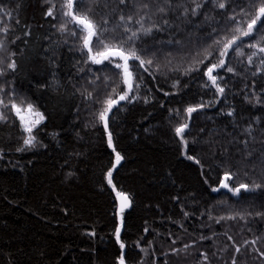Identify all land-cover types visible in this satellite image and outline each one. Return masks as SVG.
<instances>
[{
  "label": "trees",
  "instance_id": "obj_1",
  "mask_svg": "<svg viewBox=\"0 0 264 264\" xmlns=\"http://www.w3.org/2000/svg\"><path fill=\"white\" fill-rule=\"evenodd\" d=\"M62 2L0 0L4 9L0 27L9 29L0 32V39H5L0 97L5 103L9 99L25 106L31 103L44 115L33 130L35 146L17 151L28 134L14 111L0 109L8 117L0 121V264H118L121 254L126 264H232L233 257L236 264H264L253 250L264 251V215H256L264 213V187L242 190L238 196L223 188L212 191L228 170L237 173L229 182L232 186L264 185V159L257 151L245 160L241 143L249 138L244 129L251 124L256 142L249 149L264 150L259 143L264 140V74L252 75L264 54L247 64L252 37L243 38L244 56L230 52L226 58L235 74L217 70L225 93L205 87L206 66L219 58L213 40L226 33L230 38L229 29L235 25L227 17L244 5L232 3L220 10L206 4L203 12L214 18L207 23L203 14L189 17L190 24L170 14L172 27L142 36L137 48L146 49L147 55L155 52L161 69H139L140 87L133 93L137 98L116 106L105 129L97 119L102 101L109 94L118 98L126 86L120 83V69L109 63H86L81 42L57 30L66 19L59 10ZM103 3L96 7L84 0L76 7L86 11L91 6L97 21L106 16V27L116 29L107 34L111 40L123 35L117 27L119 9L109 11ZM108 3L110 9L116 8L118 0ZM52 4L57 8L47 16ZM120 8L125 15L134 11L131 4ZM210 45L212 57L197 65L198 70L185 73ZM12 60L16 68L8 70ZM254 94L261 104L249 103ZM201 103L205 107L189 119L185 109ZM185 122L187 147L174 131ZM116 152L123 159L109 184L107 174ZM117 192L130 201L123 212ZM229 216L237 218L220 219ZM257 237L256 245L244 244ZM235 246L241 247L239 253Z\"/></svg>",
  "mask_w": 264,
  "mask_h": 264
},
{
  "label": "snow or ice",
  "instance_id": "obj_2",
  "mask_svg": "<svg viewBox=\"0 0 264 264\" xmlns=\"http://www.w3.org/2000/svg\"><path fill=\"white\" fill-rule=\"evenodd\" d=\"M84 0H63L59 5V10L61 15L65 19V22L60 23L58 31L62 33H68L71 37L79 40L81 42V50L86 51L87 61L92 64H104L106 61L110 64H114V67L120 69V83L126 86L122 94L117 93L118 98H113L109 94L103 101L104 105L102 109L97 114V119L103 123L105 129L108 128V119L109 113L112 111L113 107L118 105L120 101L128 100L131 102L137 97L134 95V91L139 89L140 85L136 82L138 77L139 69L143 68L144 71H148L150 66H155L156 71H160L161 66L156 63V53L153 52L151 55H147V50L144 48H137V42L141 40L142 36L151 35L153 31L162 32L166 28L172 27V21L169 19V15L172 14L175 16L176 20H181L191 23L189 17H198L203 14L204 22L207 23L210 20L214 19L213 17L208 16L203 12L206 4H212L214 8L225 10L231 6L232 3L244 5L239 8L237 12L233 9L232 14L228 15L227 19L229 22L233 23L235 27L229 29L232 33L230 38L226 33L224 36H220L219 39L213 40V45L218 46L216 51H218L219 58L217 62L209 61V64L206 66L205 75L207 76V82L205 87H215L218 94L223 95L225 93V88L221 86L220 80L223 77L219 76L218 69H225L228 73H236V69L230 66L226 58L229 57L230 52H235L236 56H244L245 53L241 47L244 37H252L254 42L247 45L248 48L253 49L250 55H247V64L253 65L254 58L258 54H264V35H260L261 32H264V0H118L116 8H109L108 0H104L103 7L109 11L115 12L119 9L118 15V25L117 27L122 28L123 35H114L111 40H109L107 34L109 32H115L116 29H109L106 25L109 23L106 16H101V19L97 21L93 18V8L90 6L86 11H81L76 5L82 4ZM90 4L95 5L96 7L101 6V0H90ZM131 4L132 9L134 10L132 14L125 15L123 8H120L121 5ZM191 5V6H189ZM57 8L56 4H52L46 12L47 16L54 15V9ZM0 11H4L0 7ZM178 13V15H177ZM11 15V13H8ZM159 17L158 20H153L152 17ZM148 21V26H145V22ZM18 23V21H17ZM138 25L139 27L133 28L130 26L132 24ZM70 24H75L76 28H69ZM179 28V25L176 26ZM9 31L8 27H0V32L7 33ZM78 31L82 35H78ZM214 33L217 32V29L213 28ZM168 43H175L179 45L180 41H168ZM212 45L208 49H204L202 53H198V56H202L201 59L195 60L193 66L185 69V73L189 71H195L197 65L203 64L206 60H209L212 57L213 53L211 50ZM5 50V39H0V51ZM143 53V54H142ZM9 55H14L10 53ZM168 63L171 64V53L168 54ZM138 62V63H131ZM4 60L0 57V64H3ZM6 68L8 70H14L16 68V63L14 60L7 63ZM5 74V70L0 68V76ZM264 74V57L260 58L259 65L256 67V70L252 72V75ZM99 79V77H97ZM110 78L105 77V81H108ZM107 86V85H106ZM118 87V86H117ZM0 92H3V88H0ZM113 93L117 92V88L112 89ZM91 98L92 94H87ZM167 95V93H166ZM249 103L261 104V98L259 95L254 94L253 98H248ZM9 105L11 107L9 108ZM205 107L203 103L196 106H189L185 109L186 113L190 116L191 113L196 112L198 109ZM0 109H8L9 111H14L15 115L19 118L23 130L28 134L27 137L23 140L24 147L17 149V151H23L24 148H30L35 146L36 137L33 135V130L44 120L43 113L39 112L34 108L31 103L24 105V102L21 101L20 104H17L14 99H9L8 103H5L3 97H0ZM231 111L228 112V115H232ZM8 117L4 111L0 110V121L7 120ZM259 120V118H256ZM188 123H182L181 125L175 127L174 131L176 135L180 138L181 142L187 147L188 141L184 138V133L188 129ZM244 131L248 134L247 139L241 141L245 148L244 159L250 160L254 154L259 152V158L264 159V150H257L255 148L249 149L250 143H255V137L252 136L253 126L250 124ZM259 143L264 144V140L259 141ZM108 144L111 147L113 144L111 133H108ZM115 151V148H113ZM123 157L119 152L115 153V164L119 165ZM188 159H194L193 157H188ZM199 163V161H196ZM246 174V173H245ZM237 173H234L231 170L225 171L223 178L219 182L217 188H213L212 191H219L221 188L227 189L233 195H239L241 191H252L264 185L261 184H248V183H239L238 185L232 186L229 182L234 181ZM108 183L112 184V171L109 170L108 174ZM117 197L120 199V211L129 206L128 196L123 192H117ZM187 215V213H185ZM251 215V213H249ZM257 216L264 215V213H256ZM241 219L244 216L240 213H237ZM237 216L221 217L220 219H236ZM219 223V220H217ZM116 238L119 241L120 239V229H116ZM201 239H209L208 237H201ZM229 240L232 237H228ZM260 238L257 237L252 241H244V244L247 245L251 243L252 245L257 244V240ZM121 249L125 248L124 243H120ZM189 245H185L187 249ZM255 252L259 254L260 258H264V251H260L258 247H254ZM174 252L179 251L178 249H173ZM241 251L240 246H235V252L239 253ZM204 261L208 260L207 254H201ZM118 264H126V260L123 254L119 257ZM232 264H236V259L233 257Z\"/></svg>",
  "mask_w": 264,
  "mask_h": 264
},
{
  "label": "rangeland",
  "instance_id": "obj_3",
  "mask_svg": "<svg viewBox=\"0 0 264 264\" xmlns=\"http://www.w3.org/2000/svg\"><path fill=\"white\" fill-rule=\"evenodd\" d=\"M105 63H109V62L106 61ZM105 63H104V64H105ZM109 64H110V63H109ZM99 65H102V64H99ZM111 65L114 66V64H111ZM111 147H112V146H111ZM114 164H115V160H114ZM117 166H118V165H116V167H117ZM116 167H115V168L112 167L111 171L113 172V171L116 169ZM107 179H108V176H107ZM121 220H122V217L119 216V229H121V226H122Z\"/></svg>",
  "mask_w": 264,
  "mask_h": 264
},
{
  "label": "water",
  "instance_id": "obj_4",
  "mask_svg": "<svg viewBox=\"0 0 264 264\" xmlns=\"http://www.w3.org/2000/svg\"><path fill=\"white\" fill-rule=\"evenodd\" d=\"M121 102H122V101H120L119 104H120ZM119 104H118V105H119ZM118 105H116V106H118ZM116 106L113 107L112 111L115 109ZM112 111H111V112H112ZM190 117H191V115H190V116L188 115V118H189V119H190Z\"/></svg>",
  "mask_w": 264,
  "mask_h": 264
}]
</instances>
